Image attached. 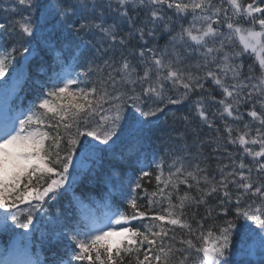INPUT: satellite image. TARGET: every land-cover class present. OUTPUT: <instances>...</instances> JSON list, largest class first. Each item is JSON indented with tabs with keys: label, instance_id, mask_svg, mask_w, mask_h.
I'll return each instance as SVG.
<instances>
[{
	"label": "snow or ice",
	"instance_id": "obj_1",
	"mask_svg": "<svg viewBox=\"0 0 264 264\" xmlns=\"http://www.w3.org/2000/svg\"><path fill=\"white\" fill-rule=\"evenodd\" d=\"M4 234L0 264H264V0H0Z\"/></svg>",
	"mask_w": 264,
	"mask_h": 264
},
{
	"label": "trees",
	"instance_id": "obj_2",
	"mask_svg": "<svg viewBox=\"0 0 264 264\" xmlns=\"http://www.w3.org/2000/svg\"><path fill=\"white\" fill-rule=\"evenodd\" d=\"M160 44L163 45L164 44V40H161ZM237 44H238V40H237ZM244 61H245V67L246 68H247L248 64H252L254 66V68L256 69L257 75H259V59H258V57L255 54H246L245 57H244ZM26 102L27 101H25V103ZM60 103L67 104L68 101L67 100H62V101H60ZM169 107H174V106H169ZM241 111L245 112V114H246L247 109L244 106H241ZM229 119H231V118H229ZM245 119L246 120H250L251 118H249V117H247L245 115ZM161 120H163V116L161 117ZM153 147L155 149H157L158 151L163 152L164 148H165V145L162 142H160V141H156V142H154ZM166 175H167V172H165V176ZM155 187H156V182H155V180L153 178L151 186L149 187V191L150 192L153 191L155 189ZM180 187H181V194H183V190H184L185 186L181 185ZM23 206L24 205H21V207H23ZM166 207H167V204L165 203L163 205V207L160 209L161 214H164L163 213V208H166ZM9 240H10V238H9V236L7 234L0 235V249L8 248L9 247ZM40 256H41V259H47V260H52L54 258L53 251L49 250L48 248H44V249L40 250ZM83 264H87V261L83 262Z\"/></svg>",
	"mask_w": 264,
	"mask_h": 264
}]
</instances>
